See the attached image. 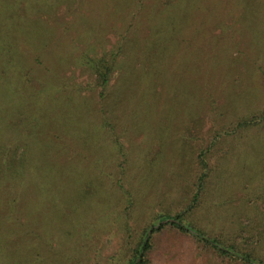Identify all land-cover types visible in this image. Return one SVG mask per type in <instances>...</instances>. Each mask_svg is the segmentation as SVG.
Here are the masks:
<instances>
[{
    "label": "rangeland",
    "instance_id": "obj_1",
    "mask_svg": "<svg viewBox=\"0 0 264 264\" xmlns=\"http://www.w3.org/2000/svg\"><path fill=\"white\" fill-rule=\"evenodd\" d=\"M263 112L264 0H0V264H264Z\"/></svg>",
    "mask_w": 264,
    "mask_h": 264
},
{
    "label": "trees",
    "instance_id": "obj_2",
    "mask_svg": "<svg viewBox=\"0 0 264 264\" xmlns=\"http://www.w3.org/2000/svg\"><path fill=\"white\" fill-rule=\"evenodd\" d=\"M88 67L90 70L93 71L95 75V83L100 87L99 96L102 98L104 97V91L108 86L109 76L113 69V61H108L103 57L93 58L88 60ZM264 121V112L262 115L257 117H250V118H243L237 122L238 128H244L253 124H256L258 121ZM120 148V147H119ZM171 225L177 228L182 233H189L190 230L188 227L183 225L180 219L176 216L173 217V220H168L165 224L164 221H160L159 224L155 227L151 228V232L159 231L161 228L165 227V225ZM149 232H146L141 239L138 241L137 246L135 248L136 255L135 257L129 262V264H147V254L151 249V236ZM206 244H210L212 248H214L220 254H226V250L218 246L217 244L212 243L211 240L202 238ZM234 258H239L244 262H250L248 254H242L240 256L234 255Z\"/></svg>",
    "mask_w": 264,
    "mask_h": 264
},
{
    "label": "water",
    "instance_id": "obj_3",
    "mask_svg": "<svg viewBox=\"0 0 264 264\" xmlns=\"http://www.w3.org/2000/svg\"><path fill=\"white\" fill-rule=\"evenodd\" d=\"M149 233H150V231H149ZM149 233H148V234H149Z\"/></svg>",
    "mask_w": 264,
    "mask_h": 264
}]
</instances>
